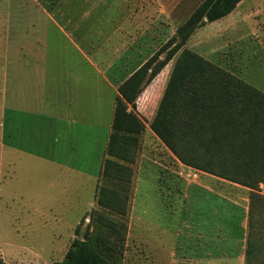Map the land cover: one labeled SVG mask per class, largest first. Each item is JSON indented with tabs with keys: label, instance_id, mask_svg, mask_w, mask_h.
I'll return each mask as SVG.
<instances>
[{
	"label": "rangeland",
	"instance_id": "rangeland-1",
	"mask_svg": "<svg viewBox=\"0 0 264 264\" xmlns=\"http://www.w3.org/2000/svg\"><path fill=\"white\" fill-rule=\"evenodd\" d=\"M16 1L0 0V20L10 17L9 15L23 19L28 17L31 11L23 7L17 8ZM44 1L53 3V9L58 8L59 3H68L70 7L65 11L70 16L96 20L94 26H80L84 29V35L78 44L98 65L102 66L107 77L116 80L117 98L121 96L120 85L169 40L177 36L178 28L204 0H38L39 3ZM19 2L28 4L29 7L34 0H19ZM77 2L85 5V9L81 6L78 8ZM11 3H14L15 9L10 11L7 5ZM58 12L59 10H55V13ZM4 29L7 27H0V50L5 51L10 48L11 51L21 50L23 55L27 53V57L22 58L24 66L25 60H31V64L27 67L34 66L30 52H44L48 44L51 49H74L67 39L60 37H52L51 43H48L44 39L36 40L33 35L25 34L26 39L21 42H7ZM22 29L32 31L29 26H22ZM73 40L77 42L75 38ZM185 48L203 56L245 84L239 89L235 86L230 94L225 89L220 97V101L225 103L228 96L229 98L231 95L240 96L239 102L237 101L239 109L237 113L242 117H239L241 120L236 118V127L226 128L228 123L221 122L222 117H209L211 125L217 122V127L232 137L244 132L256 133L257 145L263 146L264 0H247L230 15L196 28ZM166 53L167 50H164L160 58L163 59ZM179 55L180 52L150 84L143 87L137 99L136 109L127 104L128 110L134 112L142 122L144 130L136 134L137 142L132 138L126 143L121 140L116 141L118 155L109 154L106 146L95 193V205L91 211L83 217L75 218V212L65 211L62 202L54 200V211L45 219L39 216L21 215L13 203V208L8 212L6 205L1 203L4 205V211L0 216V264H53L64 258L76 237H86L105 264H198L200 261L197 256L193 257L189 252L187 254L192 255L190 259H180L181 253L185 251L183 242L189 235V226L186 227L190 220L189 212L192 208V212L196 209V202L189 196L185 197L183 189L185 190V184L189 181L196 182L202 179L215 180L216 184L213 185L217 189L215 191H220L216 185L226 187L221 185V182L236 188L241 187L240 185L247 187L242 189L244 198L248 199L245 202L249 204V212L252 209L248 214V231L251 221L250 230L255 252L250 261H247L246 241L243 264H264V202L253 197V193L264 195V181L254 187L225 178L230 182L223 181L221 180L223 177L217 176L214 172L182 161L152 128ZM211 73L215 72L212 70ZM205 75L208 79L205 82L211 83L210 77ZM213 82H219V79L215 77ZM253 89L263 95V105L256 102L261 97L257 96ZM250 95L254 97V107L248 100ZM213 100L220 104L216 98ZM115 105L116 99L114 109ZM253 119L258 123L255 131L251 129ZM177 121L181 123L179 119ZM214 127L208 126L203 129L211 131L215 130ZM228 139L224 147L225 152H228L224 165L229 166L227 163L251 165V161L237 160V153L232 151L237 144L231 146L234 143L233 139ZM230 155L231 160L228 159ZM222 162L221 160V163L215 164L221 167ZM25 189L26 186L21 187V192L24 194ZM180 191L183 192L182 196L174 197ZM144 196L149 201V205L146 203L145 207ZM173 197L182 202L183 215L180 218L182 229L179 232L181 237H178V241L180 239L181 241L175 243L176 249L173 250L176 256L158 258V247L155 248L153 240H149L151 235L147 230H142L141 225L147 220L142 217V209L150 210V222L160 223L158 210L174 208ZM216 199L215 197L212 203L217 209L219 203ZM236 223L230 221L231 226ZM212 236L209 239L202 238L201 241L206 242L202 246L210 248L211 242H214V246L217 247L221 242H226L219 233ZM191 237L189 243L200 244L196 234L192 233ZM191 248L193 249L194 246ZM220 252L228 253L225 249L224 251L220 249L218 252L215 250V253Z\"/></svg>",
	"mask_w": 264,
	"mask_h": 264
},
{
	"label": "crops",
	"instance_id": "crops-1",
	"mask_svg": "<svg viewBox=\"0 0 264 264\" xmlns=\"http://www.w3.org/2000/svg\"><path fill=\"white\" fill-rule=\"evenodd\" d=\"M246 1L242 0L236 9ZM16 2L17 8L31 12L25 19L9 15L0 20V27H7L3 30L7 42H21L25 34L48 43L52 37H60L74 49H51L48 44L44 52H30L33 67H27L31 60L23 64L27 53L0 50V216L3 206L10 212L13 203L21 215L46 219L54 211V200H59L65 211L75 212V218L83 217L95 205L103 154L112 130L116 80L107 77L102 66L78 44L84 35L80 26H94L96 20L70 16L65 11L70 7L68 3H59L53 9V3L47 1L34 0L29 7ZM7 6L10 11L15 9L14 3ZM76 6L85 9L80 2ZM214 184L212 179L185 184L184 196L196 202V209L189 212V235L180 259L188 260L193 255L201 262L198 264H243L249 204L242 188L247 187L221 182L226 187L216 185L220 191H215ZM23 186L25 194L21 192ZM183 192H176L174 197L180 198ZM210 196L217 198V209L212 203L215 197ZM174 197V208L158 210L160 223L150 222V210L142 209V217L147 219L142 230H147L149 240L158 247V258L176 256L173 249L181 241L182 202ZM143 200L144 207L149 205L146 196ZM215 216L220 217L218 221ZM233 220L237 223L231 226ZM192 233L200 244L189 243ZM215 233L226 242L217 247L214 242L210 248L202 246L206 242L201 239ZM220 249L228 253H215Z\"/></svg>",
	"mask_w": 264,
	"mask_h": 264
},
{
	"label": "trees",
	"instance_id": "trees-1",
	"mask_svg": "<svg viewBox=\"0 0 264 264\" xmlns=\"http://www.w3.org/2000/svg\"><path fill=\"white\" fill-rule=\"evenodd\" d=\"M241 1L204 0L188 20L178 28L177 36L169 40L162 49L158 50L120 85L121 96L116 98L112 132L107 144L109 154L118 155L115 147L118 140L124 143L130 141V138L138 141L136 134L141 133L144 126L136 114L128 110L127 104L136 109L137 99L143 87L150 84L180 52L157 115L152 123L153 130L186 163L199 166L206 171L214 172L217 176L239 181L250 187L257 186L259 182L264 181V145L261 147L257 145L256 133L244 132L236 137L228 136L225 131L217 127V122L211 125V119H209V117H222L221 122L228 123L226 128L236 127V118L241 120L239 117H242V115L238 116L237 113L239 110L237 101L239 102L240 96L231 95V98L228 96L225 103L220 101V97L225 89L230 94L235 86L239 89L245 84L203 56L185 48L188 39L196 28L204 26L207 22L222 19L233 12ZM164 50H167V53L161 59L160 56ZM212 70L215 72L214 74L211 73ZM205 74L210 77L211 83L205 82L207 79ZM215 77L219 79V82L212 83ZM253 90L257 96L261 97L256 102L263 105V95L256 89ZM215 98L220 104L213 100ZM248 100L254 107V97L250 95ZM177 119L180 120V124ZM257 125V121L253 119L251 129L255 131ZM208 126L211 128L215 126V130L203 129L204 127L208 128ZM228 138L233 139L234 143L231 146L237 144L236 148L232 149L233 147H231L232 151L237 153V160L251 161V165L229 163H227L229 166L224 165V160L227 159L226 153H228L225 152L224 147L229 141ZM228 159H232L231 155ZM221 160L223 161L222 166L217 167L215 163H221ZM253 197L264 202V195L262 194L253 193ZM251 212L252 209L249 213ZM251 227L250 221L246 249L247 261H250L255 252ZM53 264H105V262L86 237H76L64 258Z\"/></svg>",
	"mask_w": 264,
	"mask_h": 264
}]
</instances>
